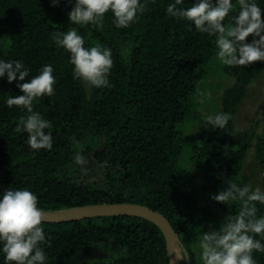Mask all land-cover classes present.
Here are the masks:
<instances>
[{"label":"trees","instance_id":"obj_1","mask_svg":"<svg viewBox=\"0 0 264 264\" xmlns=\"http://www.w3.org/2000/svg\"><path fill=\"white\" fill-rule=\"evenodd\" d=\"M173 0H147L128 27L113 23L111 10L101 25H81L85 46L101 44L112 50L109 73L111 87L91 85L74 78L70 53L52 39L55 32L67 31L73 3L60 0H0V27L11 26L10 45L4 59H20L30 69L31 79L42 65L52 64L56 86L52 97L33 102V110L52 122L53 147L32 149L27 132L17 131L22 106L9 107V96L22 94L17 81L0 77V192L7 187L32 190L42 210H58L97 203L133 202L163 213L181 238V247L198 264L194 245L206 231L219 229L223 217L197 205L208 197L226 215L235 216L242 201L212 198L233 182L243 186L242 172L255 142V156L264 170V127L257 137L255 127L239 130L236 116L250 86L264 68V60L250 65H224L234 82L222 92L221 104L230 118L224 128L206 123L191 144L190 159L200 170L198 184L194 172L179 164L183 150L179 124L192 114L193 95L207 74L215 55L216 37L196 29L186 18L167 13ZM183 0L178 7H190ZM264 9V0H255ZM225 17L238 14L239 0ZM191 25V26H190ZM250 34L247 38L252 40ZM130 43L128 56L122 45ZM48 131V129H45ZM103 136L94 157L106 169L109 189L79 183L60 175L76 153L74 139L81 142L90 134ZM257 216L264 204L255 201ZM47 241L46 264H169L166 239L152 221L132 216H102L76 221L42 222ZM264 242V236L253 234ZM113 242L123 251L106 259L93 260L92 250ZM257 264H264V252L253 249ZM0 264H5L0 253Z\"/></svg>","mask_w":264,"mask_h":264},{"label":"clouds","instance_id":"obj_2","mask_svg":"<svg viewBox=\"0 0 264 264\" xmlns=\"http://www.w3.org/2000/svg\"><path fill=\"white\" fill-rule=\"evenodd\" d=\"M58 5L60 0H51ZM183 0H173L167 5V13L173 17L186 18L196 29L216 37V55L225 65H250L264 60V9L255 0H239L238 14L231 16L233 23L226 25L225 17L234 8L233 0H194L190 7H178ZM73 3V0H69ZM147 0H74L68 15L75 25H101L104 14L111 10L113 23L128 27L146 10ZM191 26V25H190ZM252 35V40L247 38ZM52 39L57 46L70 53L74 65L73 76L96 87H111L109 73L113 65L110 47L94 44L85 47V39L76 27L55 32ZM127 51V50H125ZM30 69L20 59L5 60L0 57V77L6 75L8 82L17 81L22 94L9 96L6 103L22 106L27 111L16 126L17 131L27 132V144L32 149L53 147L52 122L33 110V102L45 95L52 97L56 77L52 64H44L31 79ZM229 113L207 115L206 121L214 128H224ZM48 129V131H45ZM74 139V143H79ZM73 159L80 164L85 158L77 151ZM212 198L226 202L229 199L242 201L240 211L228 215L221 228L203 233L200 239L203 264H257L253 249L264 252V242L253 234L264 236V215L257 216L255 201L264 204V189L250 184L240 186L235 182ZM45 213L38 206L37 195L27 187H7L0 192V253L5 264H46L48 259L42 244L47 241L42 222ZM50 243V241H47ZM184 259L191 260L186 254Z\"/></svg>","mask_w":264,"mask_h":264},{"label":"rangeland","instance_id":"obj_3","mask_svg":"<svg viewBox=\"0 0 264 264\" xmlns=\"http://www.w3.org/2000/svg\"><path fill=\"white\" fill-rule=\"evenodd\" d=\"M69 27H76L79 33L84 37L81 25H75L74 22L67 21ZM10 31L11 26L0 27V57H4L10 45ZM86 47V46H85ZM127 50V51H125ZM217 51V49H216ZM130 52V43L122 45V53L128 56ZM223 64L218 56L215 55L211 58L207 67L206 76L200 81L197 89L193 95V108L192 114L186 117L180 124L179 128L182 132V145L183 150L179 157V164L192 170L196 176L198 184L203 182V176L200 170L195 167V163L190 159L191 144L195 141L197 135L205 127L207 121L205 117L209 114L215 115L216 113L223 112L221 97L225 88L231 86L234 82L233 77L226 74L223 70ZM87 92H91V85L86 84ZM236 126L239 130H246L252 127L257 129V137L261 134L264 127V68L259 76L250 86L248 94L236 116ZM104 141L103 136L90 133L84 140L75 146V150L80 151L85 162L83 164L77 163L73 160L70 164L65 166L60 171L62 176H71L77 182L91 185L93 187L109 189L108 178L106 169L94 157V150L100 146ZM255 142L251 145L248 157L242 172V177L245 184H250L252 189L257 186L264 189V170L260 167L255 156ZM199 206L218 213L223 217V223L227 217L226 213L211 203L210 198L203 197L200 199ZM199 236L198 242L194 245L195 252L198 257V264H203L201 258V248ZM123 251V248L113 242H107L97 245L91 252L93 260L106 259L108 257L117 256ZM179 262L183 264L184 255L182 249L178 246Z\"/></svg>","mask_w":264,"mask_h":264},{"label":"water","instance_id":"obj_4","mask_svg":"<svg viewBox=\"0 0 264 264\" xmlns=\"http://www.w3.org/2000/svg\"><path fill=\"white\" fill-rule=\"evenodd\" d=\"M45 221L51 223H60L76 221L85 218L102 216L132 215L148 219L155 223L163 232L166 239V249L169 264H179L176 258V247L182 249L183 255L189 254L181 247V238L175 233L170 220L160 211L154 210L147 205L123 202V203H97L83 206H76L58 210H43ZM183 264H191L189 260L184 259Z\"/></svg>","mask_w":264,"mask_h":264},{"label":"bare ground","instance_id":"obj_5","mask_svg":"<svg viewBox=\"0 0 264 264\" xmlns=\"http://www.w3.org/2000/svg\"><path fill=\"white\" fill-rule=\"evenodd\" d=\"M176 258H177V262L180 264V262H179L178 246L176 247Z\"/></svg>","mask_w":264,"mask_h":264}]
</instances>
